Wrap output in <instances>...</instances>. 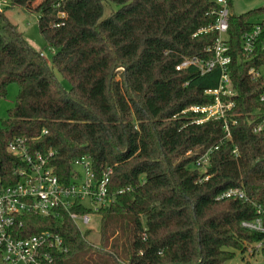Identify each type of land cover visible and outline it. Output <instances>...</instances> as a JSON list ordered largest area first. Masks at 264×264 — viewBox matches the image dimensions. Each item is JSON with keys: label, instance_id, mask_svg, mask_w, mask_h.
Instances as JSON below:
<instances>
[{"label": "trees", "instance_id": "1", "mask_svg": "<svg viewBox=\"0 0 264 264\" xmlns=\"http://www.w3.org/2000/svg\"><path fill=\"white\" fill-rule=\"evenodd\" d=\"M6 1L5 8L37 13L39 34L53 49L51 67L69 88L0 10V97L8 84L17 86L0 122V182L19 179L14 170L24 163L6 150L16 138L31 153L51 151L48 163L61 181L80 157L96 176L111 169L107 190L114 201L97 211V246L66 211L22 217L24 235L49 230L62 238L66 251H51L52 264H225L261 238L240 222L253 219L254 205L264 200V102L257 99L264 73L247 74L264 63V48L257 43L246 59L240 37L264 6L228 15L234 94L226 136L221 119L194 123L195 114L181 112L212 102L204 90L217 87L219 68L202 75L193 67L174 69L184 57H212V0ZM106 4L116 8L103 17ZM207 150L200 169L194 162ZM228 187L241 188L247 201L217 199Z\"/></svg>", "mask_w": 264, "mask_h": 264}, {"label": "built area", "instance_id": "2", "mask_svg": "<svg viewBox=\"0 0 264 264\" xmlns=\"http://www.w3.org/2000/svg\"><path fill=\"white\" fill-rule=\"evenodd\" d=\"M212 1L217 5L216 17L212 25L217 37L207 48L212 52V57L209 59H200L196 56L184 57L174 66V69L179 71L193 67L202 75L215 66L219 68L217 87L204 90V93L213 96L212 102L192 104L181 112L195 114L194 123H202L208 119H221L225 134L228 136L227 112L233 104L228 97L234 94L229 86L227 67L230 62L226 42L229 4L228 0ZM2 5L5 6L6 2L2 1L0 6ZM257 43L264 48V14L259 15L250 30L245 31L240 37L241 52L246 59L251 57ZM263 73L264 63L258 69L251 67L247 71L251 79H256ZM221 96L227 99L222 100ZM257 99L259 102H264V89ZM261 126L262 124L256 125L253 131H259ZM6 150L20 157L24 165L14 170L19 178L17 182L6 185L0 182V259L4 264H52L51 251H66L62 238L49 230L24 235L22 217L29 213L44 217L51 216L63 210L67 212L75 226L83 231L79 225H87L91 215L97 214L99 209L114 201V194L107 190L111 169L106 167L100 175L96 176L90 167L89 160L86 157H80L74 160L68 180L61 181L49 166L51 151L31 153L18 138L10 141ZM209 152L210 150H207L196 158L194 162L196 167L205 169ZM206 179L207 176H203L199 181ZM122 191L121 189L117 192ZM216 198L247 201L245 193L239 187H228ZM80 206L87 208L89 212L70 211L71 208ZM254 211L256 215L253 219L240 222L243 229L262 234L259 240L245 246L244 252L248 255L260 253L264 248V200L254 205Z\"/></svg>", "mask_w": 264, "mask_h": 264}, {"label": "rangeland", "instance_id": "3", "mask_svg": "<svg viewBox=\"0 0 264 264\" xmlns=\"http://www.w3.org/2000/svg\"><path fill=\"white\" fill-rule=\"evenodd\" d=\"M6 0H0V3ZM40 0H34L32 6L37 4ZM264 6V0H230L228 6V12L231 14H240L252 9H256ZM116 8L113 4H106L104 6L103 17L108 14L110 10ZM3 15L8 22L12 24L17 32H19L22 38L28 43V45L35 51L41 53V56L50 68V71L54 78L59 82L60 86L67 90L69 88L68 83L64 80L55 68L51 67V56L53 49L45 44L43 37L39 34L37 28V13L34 11H24L18 7L5 8L0 6ZM118 78V76H117ZM17 93V86L15 83H10L6 87V92L3 97H0V122L6 117V111L13 106L14 98ZM99 215L93 214L90 216L87 225H79L81 230H88V234L85 236V240L94 246L98 245L99 241ZM264 264V254L257 253L254 255H248L244 251H234L233 257L225 264ZM0 264H4L0 259Z\"/></svg>", "mask_w": 264, "mask_h": 264}]
</instances>
